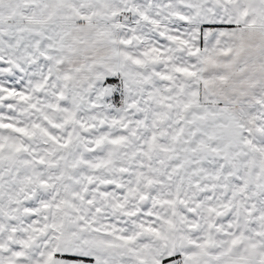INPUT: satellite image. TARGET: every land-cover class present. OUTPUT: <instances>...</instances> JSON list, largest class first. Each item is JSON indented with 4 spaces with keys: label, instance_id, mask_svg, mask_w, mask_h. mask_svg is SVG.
<instances>
[{
    "label": "snow or ice",
    "instance_id": "6c2138e0",
    "mask_svg": "<svg viewBox=\"0 0 264 264\" xmlns=\"http://www.w3.org/2000/svg\"><path fill=\"white\" fill-rule=\"evenodd\" d=\"M0 264H264V0H0Z\"/></svg>",
    "mask_w": 264,
    "mask_h": 264
}]
</instances>
